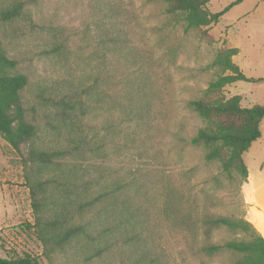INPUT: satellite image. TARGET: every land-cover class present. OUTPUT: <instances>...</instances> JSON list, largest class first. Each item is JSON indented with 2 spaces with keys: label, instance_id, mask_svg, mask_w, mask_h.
I'll return each instance as SVG.
<instances>
[{
  "label": "rangeland",
  "instance_id": "obj_1",
  "mask_svg": "<svg viewBox=\"0 0 264 264\" xmlns=\"http://www.w3.org/2000/svg\"><path fill=\"white\" fill-rule=\"evenodd\" d=\"M9 1L0 0V10ZM234 1L209 0L211 12L228 9L218 22L199 29H186L180 15L165 12L161 0H36L29 6L31 22L23 16L0 19L2 51L28 79L20 96L27 121L38 127L34 146L50 148L59 141L46 128L51 115L41 93L110 76L106 86L112 95L122 101L125 92L133 94L137 114L129 115L132 120L124 109L105 111L106 101L91 102L97 107L89 122L105 144L89 163L105 167L109 176L131 178L123 193L139 209L141 236L147 234L135 249L111 246L106 257L91 261L85 260L90 251L82 252L80 243L44 245L34 226L30 186L49 173L24 160L27 143L17 152L0 134V255L30 254L39 264H130L144 256L145 264L233 263L236 253L222 250L209 256L194 247L246 235L224 226L206 235L197 225L217 216L244 217L254 225V208L264 212L253 200L255 194L264 206V118L260 136L242 155L248 177L241 181L229 178L218 161H206L204 148L190 142L203 121L189 101L223 73L214 64L219 50L235 47L232 61L253 80L226 84L222 95H239L245 107L264 104V0ZM177 211L183 218L179 227Z\"/></svg>",
  "mask_w": 264,
  "mask_h": 264
},
{
  "label": "trees",
  "instance_id": "obj_2",
  "mask_svg": "<svg viewBox=\"0 0 264 264\" xmlns=\"http://www.w3.org/2000/svg\"><path fill=\"white\" fill-rule=\"evenodd\" d=\"M34 1L10 0L9 5L0 10V19L12 21L23 16L30 21L29 6ZM161 1L165 3L166 13L181 16L186 29H199L218 22L229 6L211 12L206 7L209 0ZM236 52L235 47L219 50L214 64H218L223 73L209 81L202 96L189 101L192 111L203 121L190 142L202 146L205 160L218 161L229 178L238 176L245 181L248 170L242 155L260 136L264 104L245 107L240 104L239 95H222L226 84L253 80L232 61L231 56ZM16 66L17 61L2 51L0 40V134L17 152L22 144L27 143L24 160L37 171L49 173L46 179L36 180L30 186L34 226L39 240L51 248H64L72 241L80 243L82 252L90 251L84 257L86 261L106 257L111 246L127 244L134 247L131 250L139 247L147 238V234H140L143 219H137L138 207L123 193V187L130 184L131 178L109 176L110 171L105 167L89 163L93 154L102 153L105 144L104 135L93 131L94 126L89 122L91 111L99 102L106 101L103 104L105 111L121 108L126 110L127 119L132 120L129 115L137 114L136 109L132 111L133 94L125 92L122 101L112 95V90L108 91L106 86L110 76L99 80L92 78L88 82L80 80L77 84L68 82L65 90L51 92L52 95L41 93L44 106L51 115L45 122L46 128L63 143L58 141L53 147L39 148L31 143L38 127L27 121L20 96L28 79L25 74L15 71ZM112 78L114 82L115 78ZM91 102L97 106L93 107ZM107 128L111 129V124ZM174 218L175 225L182 226L180 211L174 212ZM198 226L206 235L211 229L224 226L242 232L246 238L196 245V253L210 256L218 251H230L238 254L232 264H264V236L246 218L206 217ZM144 257L130 264H145ZM0 264H39V260L30 254L0 255Z\"/></svg>",
  "mask_w": 264,
  "mask_h": 264
},
{
  "label": "bare ground",
  "instance_id": "obj_3",
  "mask_svg": "<svg viewBox=\"0 0 264 264\" xmlns=\"http://www.w3.org/2000/svg\"><path fill=\"white\" fill-rule=\"evenodd\" d=\"M254 200V199H253ZM255 203H257L258 205H260V203H258L256 200H254ZM253 201V202H254ZM254 213H255V217L256 219H254L252 222L254 223L255 227L262 233V235L264 236V212H262L261 210H258L257 208H254Z\"/></svg>",
  "mask_w": 264,
  "mask_h": 264
},
{
  "label": "crops",
  "instance_id": "obj_4",
  "mask_svg": "<svg viewBox=\"0 0 264 264\" xmlns=\"http://www.w3.org/2000/svg\"><path fill=\"white\" fill-rule=\"evenodd\" d=\"M253 197H254V200H256V201L259 203V201L257 200L255 194H253ZM258 206H260L261 209H264V206H263L262 204H260V205H258ZM258 210H259V209H258ZM257 230H258V229H257ZM259 232H260V231H259ZM260 233H261V232H260Z\"/></svg>",
  "mask_w": 264,
  "mask_h": 264
}]
</instances>
